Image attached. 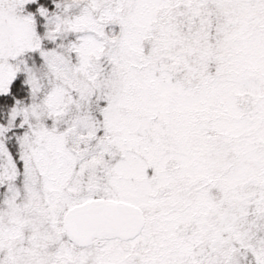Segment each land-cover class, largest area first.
<instances>
[{
    "label": "snow or ice",
    "instance_id": "1",
    "mask_svg": "<svg viewBox=\"0 0 264 264\" xmlns=\"http://www.w3.org/2000/svg\"><path fill=\"white\" fill-rule=\"evenodd\" d=\"M0 264H264V0H0Z\"/></svg>",
    "mask_w": 264,
    "mask_h": 264
}]
</instances>
